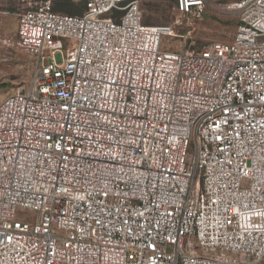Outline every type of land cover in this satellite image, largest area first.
<instances>
[{
    "label": "built area",
    "instance_id": "2783aa9c",
    "mask_svg": "<svg viewBox=\"0 0 264 264\" xmlns=\"http://www.w3.org/2000/svg\"><path fill=\"white\" fill-rule=\"evenodd\" d=\"M22 1L0 264H264V0L232 5L230 41L178 50L141 0ZM173 1L190 22L207 4Z\"/></svg>",
    "mask_w": 264,
    "mask_h": 264
},
{
    "label": "rangeland",
    "instance_id": "374dc122",
    "mask_svg": "<svg viewBox=\"0 0 264 264\" xmlns=\"http://www.w3.org/2000/svg\"><path fill=\"white\" fill-rule=\"evenodd\" d=\"M51 1V8L55 12L79 14L83 10V4L72 0ZM236 1L206 0L203 17L194 22L178 17L173 0H141L140 9L144 24L174 26V34L163 40L168 49H201L209 42H228L233 38L237 15L229 6ZM23 6L22 0H0V41L4 42V45H0V101L13 90L26 87L33 74L27 54L11 45L16 38L15 13Z\"/></svg>",
    "mask_w": 264,
    "mask_h": 264
},
{
    "label": "bare ground",
    "instance_id": "6f19581e",
    "mask_svg": "<svg viewBox=\"0 0 264 264\" xmlns=\"http://www.w3.org/2000/svg\"><path fill=\"white\" fill-rule=\"evenodd\" d=\"M230 8H233V6L231 5V6H229Z\"/></svg>",
    "mask_w": 264,
    "mask_h": 264
}]
</instances>
